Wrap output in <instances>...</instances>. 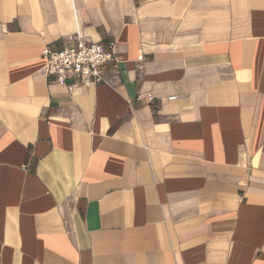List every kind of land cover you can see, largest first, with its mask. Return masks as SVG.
I'll list each match as a JSON object with an SVG mask.
<instances>
[{
  "label": "crops",
  "instance_id": "crops-1",
  "mask_svg": "<svg viewBox=\"0 0 264 264\" xmlns=\"http://www.w3.org/2000/svg\"><path fill=\"white\" fill-rule=\"evenodd\" d=\"M0 264H264V0H0Z\"/></svg>",
  "mask_w": 264,
  "mask_h": 264
},
{
  "label": "built area",
  "instance_id": "built-area-1",
  "mask_svg": "<svg viewBox=\"0 0 264 264\" xmlns=\"http://www.w3.org/2000/svg\"><path fill=\"white\" fill-rule=\"evenodd\" d=\"M114 46L115 41L105 44L77 33L71 44L62 49L43 50L46 60L43 70L47 75H54L60 83L74 80L70 87L98 85L106 82L107 65L118 61Z\"/></svg>",
  "mask_w": 264,
  "mask_h": 264
}]
</instances>
